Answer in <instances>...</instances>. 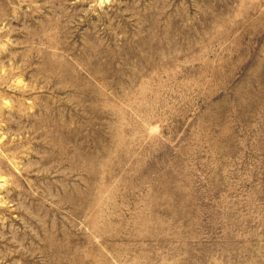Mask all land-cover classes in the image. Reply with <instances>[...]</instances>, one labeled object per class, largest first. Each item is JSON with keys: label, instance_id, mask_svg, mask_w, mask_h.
<instances>
[{"label": "rangeland", "instance_id": "1", "mask_svg": "<svg viewBox=\"0 0 264 264\" xmlns=\"http://www.w3.org/2000/svg\"><path fill=\"white\" fill-rule=\"evenodd\" d=\"M0 264H264V0H0Z\"/></svg>", "mask_w": 264, "mask_h": 264}]
</instances>
